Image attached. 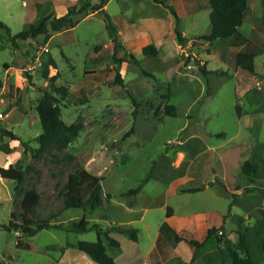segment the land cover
<instances>
[{"label":"rangeland","instance_id":"1","mask_svg":"<svg viewBox=\"0 0 264 264\" xmlns=\"http://www.w3.org/2000/svg\"><path fill=\"white\" fill-rule=\"evenodd\" d=\"M163 1L179 15L178 28L186 43L176 39L174 16L164 4L107 0L103 6L117 26L116 56L125 60L119 65L123 84L113 83L117 62L104 11L76 13L72 26L59 31L48 27L47 37L20 40L18 47L0 28V166L20 158L24 169L19 183L0 177V264H93L84 252L63 246L66 241L95 240V229L68 232L48 227L28 236L2 227L13 213L17 215L22 191L30 187L40 194L41 218L66 223L84 216L89 225L99 223L103 228L136 227L137 242L110 231L122 247L114 251L105 242L115 264H143L167 205L178 215L225 213L221 225L232 231L227 236L233 242L239 231L250 243L262 235L264 0H248L238 31L211 42L202 37L211 29L208 0ZM78 2L0 0V20L16 33L42 15H61ZM148 43L155 45V55L141 52ZM246 52L254 53L255 73L237 64L239 54ZM49 58L55 65L48 66L49 75L56 74L55 83L67 87L60 99L61 116L82 129L67 147L52 145L36 154L41 126L35 107L48 84L42 71ZM200 66L210 71L203 74ZM168 104L174 106V115L165 112ZM245 160L257 165L251 178L241 171ZM78 165L101 178L103 202L94 209L63 207L58 192ZM139 183H143L140 191L125 194ZM176 185L180 191L196 185L211 187L180 192ZM164 239L151 253L155 264L172 255L169 247L162 251ZM19 240L29 242L30 248L19 247ZM216 246L225 264L224 236L220 240L213 236L197 250L191 248L214 264ZM254 258L264 264V251L254 252ZM194 259L195 255L179 264H193Z\"/></svg>","mask_w":264,"mask_h":264},{"label":"trees","instance_id":"2","mask_svg":"<svg viewBox=\"0 0 264 264\" xmlns=\"http://www.w3.org/2000/svg\"><path fill=\"white\" fill-rule=\"evenodd\" d=\"M153 1L164 4L170 9L175 21V37L179 43H186L185 36L182 35L178 28L179 15L175 9L170 4H165L163 0ZM106 2L107 0H97L95 2L79 0L78 3L69 5L65 13L57 15L54 12H48L42 15L37 23L29 22L26 27L16 33H11L9 27L2 20H0V28L5 29L10 44L14 47H18V42L20 40L34 38L39 34H43L44 37H47L48 27L51 30L59 31L66 26H72L74 24L73 15L76 13L92 12L96 10L104 11L106 18L105 26L114 42V60L117 62L113 83L123 84V80L119 75V65L121 61L125 60L120 56H116L117 48L120 45L118 41V31L111 16L103 8ZM208 6L211 29L209 33L203 34L202 37L208 42H211L217 38L230 37L238 31V27L242 24L245 17L248 0H208ZM261 17L264 20V12ZM156 51V47L153 43L145 44L141 48L143 54L155 55ZM253 58L254 53L252 52L239 54L237 64L241 68L255 73ZM49 65L55 66L52 58L48 59L42 71V75L47 78L48 84L47 87L42 89V95L38 99L35 107L41 126V131L36 136L38 143V146L35 148L36 154L48 150L52 145H55L58 149L67 147L82 129L81 124H68L63 120L61 116L60 99L66 95L67 87L63 84L55 83L56 74L49 75ZM200 70L203 74L210 71L204 66H200ZM237 95L239 97V94ZM132 99L135 102L134 98ZM236 109L239 114L240 106L236 105ZM164 110L168 114L174 115L176 113L172 104L166 105ZM2 132L12 138H17L10 130L2 129ZM68 157L72 158L73 156L69 155ZM256 167L257 165L255 162L245 160L241 164V171L248 178H251L252 173L256 171ZM0 177L12 179L16 183L21 182L24 178V169L21 159L18 158L15 162L10 163L7 168L0 166ZM148 178L149 176H146L145 180ZM142 186L143 183H139L125 191V194H135ZM201 188L202 186H194L188 187L185 190L193 192ZM58 193L62 197L64 208L75 207L82 208L83 210L86 208L94 209L103 202L101 178L79 165L67 174L66 182ZM39 199L40 194L34 187L24 189L19 202V212L16 216L13 213L12 218H10L7 223L2 224V227L7 230H19L28 236L48 227L64 229L68 232H85L90 229H95L97 233V238L95 240L78 239L76 241H66L63 247L77 248L87 254L96 264H115L113 255L107 252L106 243L109 247H112L114 251L119 250L120 243L115 237L109 234L110 231L124 233L132 240H137L138 229L128 224H114L103 228L99 223L89 225L88 220L84 216L78 220H70L66 223L55 221L51 218H41L38 215ZM170 213L171 206L167 205L166 215ZM262 218L264 220V210H262ZM218 231H221V236H224V247L227 254V261L224 259L225 264H259L254 258V252L262 253L264 251V228L262 230V235L253 243L249 242L246 233L243 231L237 232V242H233L232 239L227 236L229 231H224L222 225L219 227H209L207 237L214 236L216 240H220L221 236L217 235ZM162 237L174 243L185 240L193 245L195 249L200 248L205 242V240L198 241L178 234L166 221L161 222L159 226L156 248ZM17 243L18 246L22 244L19 247L30 248V243L27 241L22 242L19 240ZM223 255L225 256L224 253Z\"/></svg>","mask_w":264,"mask_h":264},{"label":"crops","instance_id":"3","mask_svg":"<svg viewBox=\"0 0 264 264\" xmlns=\"http://www.w3.org/2000/svg\"><path fill=\"white\" fill-rule=\"evenodd\" d=\"M196 186H202L201 189H204L206 187H211L210 185H196ZM190 187H194V186H190ZM175 189H176V191H180L177 189V185H176ZM180 192H187V190L182 189ZM224 214L225 213H221L218 210H209L206 213L200 212L199 214H197L196 212H194V213H191V212L187 213L186 212L184 214L178 215L176 213V211L174 210V208L171 206V213L169 215H166V210H165L163 221H166L172 228L175 229V231L178 234H181V235H183L187 238H190V239L191 238L196 239L198 241H204L205 240V242H206L213 237V236L207 237L208 228L212 227V226H214V227L221 226L222 217ZM188 225L191 226L192 228L189 229ZM228 229L229 228H227V227L223 228L224 231H229L228 234L231 235L232 231H230ZM158 232H159V230H158ZM158 232H156L154 240L152 241L151 245L148 247V249L146 250V252L143 255V257L145 258L143 264H155L151 260V253L154 250V247L156 246V238L158 236ZM194 233L197 234L199 237L198 238L195 237ZM137 240H132V241L137 242ZM205 242L201 247H203L205 245ZM162 243L164 244L163 247L161 248L162 251L163 252L167 251L168 247H169L170 250L172 251V255L170 258H168L166 260H162V261L160 260L161 264L184 263L194 255H195V259H194L195 262L193 264H208V262L206 260H204L203 256H200L199 253L196 255V251L192 250V248H191V246H193V245H191L189 242H187L185 240H180V241L174 243V242L169 241L165 238L164 241L162 240ZM68 248H70V247H68ZM161 249H159V250H161ZM120 250H122L121 245H120L119 251ZM159 250H156L157 253H159ZM195 250H197V249H195ZM212 255L215 256L214 264H222L221 260H220V255H219L217 246L212 249ZM88 261L90 263L96 264L94 261H92L90 259L89 256H88ZM130 264H138V263H135L133 261ZM156 264H159V261H157Z\"/></svg>","mask_w":264,"mask_h":264},{"label":"clouds","instance_id":"4","mask_svg":"<svg viewBox=\"0 0 264 264\" xmlns=\"http://www.w3.org/2000/svg\"><path fill=\"white\" fill-rule=\"evenodd\" d=\"M8 163L10 164V163H12V161H11V160H9V161H8ZM7 166H8L7 164H6V165H4V167H5V168H7Z\"/></svg>","mask_w":264,"mask_h":264},{"label":"built area","instance_id":"5","mask_svg":"<svg viewBox=\"0 0 264 264\" xmlns=\"http://www.w3.org/2000/svg\"><path fill=\"white\" fill-rule=\"evenodd\" d=\"M2 117H3L2 112H0V118H2Z\"/></svg>","mask_w":264,"mask_h":264}]
</instances>
